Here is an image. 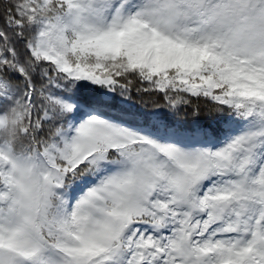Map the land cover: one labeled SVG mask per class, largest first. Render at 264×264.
I'll use <instances>...</instances> for the list:
<instances>
[{"label":"snow or ice","instance_id":"6c2138e0","mask_svg":"<svg viewBox=\"0 0 264 264\" xmlns=\"http://www.w3.org/2000/svg\"><path fill=\"white\" fill-rule=\"evenodd\" d=\"M0 264H264V0H15Z\"/></svg>","mask_w":264,"mask_h":264},{"label":"trees","instance_id":"16d2710c","mask_svg":"<svg viewBox=\"0 0 264 264\" xmlns=\"http://www.w3.org/2000/svg\"><path fill=\"white\" fill-rule=\"evenodd\" d=\"M10 1H7L6 3L3 4V14L6 17L7 15V9L10 7ZM14 83L16 81H13ZM133 96L135 97V100L139 101V102H143L144 100H146L147 106L148 108H154V101L158 102L159 105L163 106L164 102L162 99H159L155 96H149L146 94H142V95H137L135 94V92L133 93ZM149 104V105H148ZM199 105L200 110H201V120H203L205 118V113L207 112V110L209 108H211L210 104H206V102L204 100H195L193 99L191 101V104L188 106H180L178 113L174 116L175 120H173V117H167V119L170 122H174L183 126H190L193 124V116H192V111H193V107H195L196 105ZM192 123V124H191Z\"/></svg>","mask_w":264,"mask_h":264},{"label":"rangeland","instance_id":"374dc122","mask_svg":"<svg viewBox=\"0 0 264 264\" xmlns=\"http://www.w3.org/2000/svg\"><path fill=\"white\" fill-rule=\"evenodd\" d=\"M7 1H10V7L12 6V4L15 2V0H0V29H4L6 28V17L3 14V4L6 3ZM131 103L133 104L134 107H136L137 109L141 110V111H146V112H150L153 111L154 108H148L146 100H144L143 102H139L137 100H135V97L133 96V100L131 101ZM149 105V104H148ZM159 111L167 118V117H173V120H175L174 116L168 115V109L164 108L163 106H161L159 108ZM192 124V123H191ZM191 126V125H190Z\"/></svg>","mask_w":264,"mask_h":264}]
</instances>
